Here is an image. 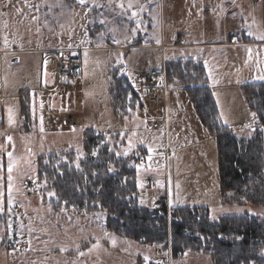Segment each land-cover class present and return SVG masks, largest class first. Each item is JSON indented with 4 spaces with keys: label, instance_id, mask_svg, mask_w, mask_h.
<instances>
[{
    "label": "rangeland",
    "instance_id": "1",
    "mask_svg": "<svg viewBox=\"0 0 264 264\" xmlns=\"http://www.w3.org/2000/svg\"><path fill=\"white\" fill-rule=\"evenodd\" d=\"M228 1H235V6L224 19ZM257 1L85 0L81 4L79 0H0V50L6 52L0 59V97H4L3 101L0 99V153L7 166L8 206L23 207L29 214L18 220L19 246L8 251L6 256L4 252L5 263L148 264L159 259L153 246H143L108 231L104 211L55 210L49 202L53 198L52 191H44L45 184L41 182L39 191L31 196L24 193V183L37 180L35 172L39 156L69 150L83 156L85 131L109 134L115 127L123 128L126 144L120 148V153L125 157L130 152L129 144L132 149L146 148L149 153L146 164L143 161L136 165L139 173L152 177L151 183L140 180L146 196L162 195L170 207L195 208L201 206L199 204H208L211 218L252 213L264 217V206L221 203L216 166L213 167L208 144L204 141L206 132L195 119L184 89L165 85L166 132L161 128L150 130V122L145 119L160 116L161 109L144 108L139 114L131 113V117L125 118L114 112L108 89L111 66L120 68V73L125 75L130 72L132 85L139 91L137 77L140 70L153 68L159 72L164 60L199 57L208 68V85L215 88L223 115L232 121L239 119L245 127L231 125L228 127L230 132L241 138L251 136L256 129L251 119L254 115L246 107L241 93L244 110L233 114L220 98L223 91L218 88L219 84H224L222 76L235 78L239 75L238 82L242 83L264 81V46L238 48L210 44L211 41L220 42L225 30L234 32L240 22L249 24L254 15L252 27L257 29V14L259 9L264 10L261 4L264 0ZM185 11L191 20L184 17ZM88 25L91 29L94 26L100 28L89 34ZM188 29H192L196 37H189L192 41L188 44L198 46L169 48L171 37L184 40L188 37L185 31ZM259 37L261 35L256 39ZM136 43H140V47H129ZM52 49H73L82 64L81 75L72 81L66 98L58 99L59 103L54 105V98L38 89L42 55ZM14 58L18 61L12 62ZM159 79L157 77V82ZM230 89L224 97L231 105L234 102L239 107L237 91ZM27 91L30 95L37 93L39 97L32 95L35 103L39 104V99L44 96L49 99V104L41 101L43 105L38 107L36 104L38 109L35 110L30 104L32 99L28 101L24 96ZM19 103H23L32 120H36L29 132L22 130ZM64 111L75 113L78 128L72 129L66 124ZM190 119L198 126L194 127ZM137 120L144 123L141 130H138ZM10 163L13 165L11 181L8 178ZM142 201L149 208L155 207V199ZM3 231L2 212L0 232ZM173 264H211V259L208 254L187 252Z\"/></svg>",
    "mask_w": 264,
    "mask_h": 264
},
{
    "label": "trees",
    "instance_id": "2",
    "mask_svg": "<svg viewBox=\"0 0 264 264\" xmlns=\"http://www.w3.org/2000/svg\"><path fill=\"white\" fill-rule=\"evenodd\" d=\"M99 28L89 26V34ZM164 74L165 85L184 89L200 124L215 140L221 203L264 206V82L240 85L245 104L256 121L252 135L241 138L222 124L205 67L200 62L192 59L164 61ZM108 89L115 113L128 118L135 106L143 107L131 80L120 73L118 67L111 68ZM24 96L28 101L32 99L29 91ZM22 104L19 103L21 127L29 132L34 122L30 111ZM118 136V133L85 131L83 156L73 150L39 156L36 178L45 184L44 191H52L53 198L49 202L53 209L104 211L108 231L136 242L146 240L148 246L161 245L166 241V231L158 227L159 219L151 218L147 207L130 198L140 190L138 172L130 159L121 155V147L114 143ZM140 152L143 154L144 149ZM209 214L206 207H170L174 259L188 252L208 254L211 264H264L262 215L211 218Z\"/></svg>",
    "mask_w": 264,
    "mask_h": 264
},
{
    "label": "built area",
    "instance_id": "3",
    "mask_svg": "<svg viewBox=\"0 0 264 264\" xmlns=\"http://www.w3.org/2000/svg\"><path fill=\"white\" fill-rule=\"evenodd\" d=\"M255 3H258L255 0ZM181 39V38H180ZM240 40L238 34H232L228 37V42L236 43ZM179 41V39H178ZM184 41V40H181ZM225 44V43H224ZM3 51H0V59L2 57ZM81 75V60L78 56L71 54V51L67 49H52L44 55L41 61V79L39 84V91L45 94H49L51 98H64L68 91L71 88L70 80L79 78ZM159 77L160 84L155 82V79ZM137 83L139 86V93L142 97L144 106L150 109H162L165 105L164 100V83H165V74L164 67L161 71L151 70L145 73H141L137 77ZM58 91H64L62 94ZM0 94L2 95V81L0 76ZM3 96L0 97L2 99ZM129 102L125 103V106L128 107ZM65 122L71 128H78L79 121L74 112L64 111L63 112ZM166 131V116L161 114L159 117L155 118L151 124V129H159ZM243 128V125L240 126ZM98 134H102L99 132ZM130 160L134 164L141 163L143 161V155L138 149H135L130 157ZM148 183L151 182V177H145ZM125 179L122 181V185H125ZM120 183V181H116ZM25 194L31 195L33 189H37L39 184L37 181L34 183L28 181L24 184ZM145 191H138L130 195V198L137 199L139 201L146 199L144 196ZM28 215L27 212L19 207L15 206L8 208L3 212L4 218V231L0 232V246L5 250L15 249L19 246V234L16 231L18 226V220L24 219V216ZM150 217L158 220V227L166 231V241L158 246H155L154 249L159 255L157 259L152 264H173L174 258L172 254L171 246V229H170V207L168 200L162 198L156 202L155 208L150 210ZM140 244L143 246H148L146 240H141Z\"/></svg>",
    "mask_w": 264,
    "mask_h": 264
},
{
    "label": "crops",
    "instance_id": "4",
    "mask_svg": "<svg viewBox=\"0 0 264 264\" xmlns=\"http://www.w3.org/2000/svg\"><path fill=\"white\" fill-rule=\"evenodd\" d=\"M183 1H186V0H183ZM228 3H229V6L227 7V9L225 11V16H223L224 19H226V17L230 15L231 11H233L234 6H235V1L232 2V3L230 1H228ZM261 4H262V6H264V3H261ZM261 4L259 3V4H254V5H258L259 6ZM205 11L207 12L208 9H205ZM257 15H259V19L256 21V24H255V26L257 25V29H253V27H252V20H253L254 16H256V15H254L253 17L250 18V23L249 24H243V22H240V26L238 28H236V30L234 32H227L225 30V33L223 32L224 38H222V40L220 42L211 41L213 43L210 44V45L221 46V47L222 46H226V47L227 46L228 47H238V48H244V47L249 46V45L264 46V39H262V37H264V10L263 9H259V14H257ZM184 17H186L188 20H191L190 16L188 15V12H186V11L184 12ZM181 20L183 21V19H181ZM242 25H244V26H242ZM185 31L188 34V37L186 39H184V41H181V40L177 41L178 39L175 40L174 36L171 37V42H169V44H168L169 48H171V49H174V48H188L189 45H191V46H198V45H195V44H188L189 41H192V40H190V38L191 39H196V37L194 36V34H195L194 31H192V29H188V30H185ZM203 31L206 32V30H203ZM198 32H200V30H198ZM232 34H238L239 37H240V40L237 41L236 43H230V42H228V37L231 36ZM259 35H261V37H259L258 39H256V37H258ZM139 45H140V43H136L133 46H129V47L137 48V47H140ZM202 45H208V44H202ZM153 46L157 47L158 44H153ZM69 50H71V49H69ZM72 52H74L73 49H72ZM42 58H43V55H42ZM190 59L195 60L197 62H200L205 67V70H206V73H207V77H208V82H209V76L210 75L208 74V68L206 67L203 59L202 58H199V57L198 58H190ZM176 60H178V59H176ZM41 61H42V59H41ZM163 64H164V62L162 63V66L160 68V71L164 67ZM119 65H121V64H118L117 66H119ZM122 65L124 66V64H122ZM111 68H113V66H111ZM111 68H110V71H111ZM123 69H125V68H122V70ZM151 70H156V69H153V68H150L148 70L147 69H142V70H140L138 72V75L141 74V73H145L147 71H151ZM81 71H82V64H81ZM126 75L129 77V79L131 80V82L133 84V80H132L133 75L131 77L130 72H127ZM40 79H41V77H40ZM222 79L224 80V81H222V82H224V84H219L220 85V88H218V91H219V89H222L224 95L221 93L219 95L220 98L223 99V101L229 106V109L232 110V113L233 114H235V112L242 113L243 110H244V108H243V105L241 103L240 95H239V92L241 93V91H240V85L241 84H244V83H249V82H243V83L242 82H238L239 81V75H236L235 78H232V77H229V76H222ZM109 80H110V77H109ZM72 81L73 80H70L71 86H72V83H73ZM155 81L157 82V79H155ZM261 82H264V81H261ZM255 83H257V82H255ZM159 84H160V82H159ZM38 88H39V86H38ZM210 88H211L212 95H213V98L215 100V103L217 105V108H218V111H219V118H220L222 124L224 126H227V127H230L231 125H236V126L238 125L237 127H240L241 125H243L241 122H239L240 121L239 119L237 121H235V120L232 121V120H230L231 118H225V116L223 115V112L221 110V106L218 103V101L216 100L217 98H216L215 88H213V87H210ZM229 88H231L230 89L231 92L234 91V88L236 89L237 95H238V99H239V102H240V106L239 107H238V104L237 103H234L233 102V99L230 98V102H231V100L233 102L232 105H231L226 100V98L224 97L226 95V91ZM135 90H136V88H135ZM136 92L138 93L139 91L136 90ZM33 94H34V96H38L37 93L34 92V93H31V98H32V95ZM230 96L232 97V94ZM241 96H242V94H241ZM49 98H51V97H49ZM242 98H243V96H242ZM3 99H4V97H3ZM3 99H1V101H3ZM43 99H44V96H41V99H39V101L41 100L44 104H49L48 103V100L49 99H47V98H45L44 100ZM46 99H47V101H46ZM58 99H60V98H58ZM58 99H55L54 98L52 100V104L53 105L54 104H58L59 101H60ZM164 100H165V105L161 109V114L164 115V112H165V116H166L165 91H164ZM41 101L38 104V103H35V100H33V98H32V103H30V104L36 110V109H38L39 106L43 105L41 103ZM188 102H189V100H188ZM36 104L38 105L37 108H36ZM190 105H191V103H190ZM191 107H192V105H191ZM144 108H147V107L146 106H143L141 108H136V106H135L131 111H133V113H135V114L136 113L139 114L140 112L144 111L143 110ZM193 112H194V110H193ZM157 117H159V116H157ZM157 117H155V116L154 117H145V119H147L150 122L149 123L150 130H153V129H151V124L154 121V119L157 118ZM194 117L197 120V122L200 124V122L197 119L195 113H194ZM251 119H252V123H254L253 125L255 126V124H256L255 118H251ZM116 120H118V119L116 118ZM137 121H138V125H139L138 126V130H141V128L144 125V123H143L142 120H137ZM190 121H191V124L194 127H197L198 126L197 125L198 123H196L193 119H190ZM33 122L36 123V120L35 121L33 120L32 123ZM166 122H167V116H166ZM113 129L115 131H112L111 133H118V135H119L118 136V140H115L114 143L122 148L123 143L125 142V141H122V139L124 138V140H125V138H126V135H124L122 133V131H121V130H123V128L115 127ZM155 130H157V129H155ZM204 130H205V128H204ZM164 132H166V131H164ZM204 132H206V133H204V135L206 136V138L204 139V141L208 144V155H210L211 160L213 161V167L215 168V166H216V171H217V149H216L215 140H214L213 137L209 136V134L207 133L206 130ZM129 146H130L129 147L130 152H129V154H128L127 157H129V155H131L133 149H139V150L141 149L140 147H135V148L132 149L131 144H129ZM142 149H144V152H143V155H144V160L143 161L144 162L143 161L142 162H143V164H146V161H147V158L149 156V153L147 154L146 148H142ZM215 158H216V164H215ZM141 163H139V164H141ZM211 166H212V162H211ZM135 168H136V165H135ZM6 169H7L6 162H5V160L2 159V154L0 153V217H1L2 212H4L5 210H7V208L9 207L8 206V203H7V194H6V181H5L6 180V176H7ZM136 170H137V168H136ZM137 172H138V170H137ZM213 174L215 175V169H214ZM145 176H150V175L141 174V173L138 172V178H137V180H138L139 189L140 190H144L146 192V190L144 189V185H142L140 183V180L143 181L144 180L143 177H145ZM217 179H218V171H217ZM218 189H219V183H218ZM219 195H220V193H219ZM146 197H147L146 200H154L155 199V201L153 202V205H155L156 202L158 201V198L162 197V195H158V196H156V195H154V196H148L147 195ZM143 202L144 201L140 202V204L143 205V206H145V207H147L148 209H152L153 208V207L152 208L151 207L149 208L148 206L144 205ZM199 205H201L200 207H206L209 210V207L210 206L208 204H206V205L205 204H199ZM173 207H188V206H182V205H180V206H173ZM8 251H10V250H5L2 246H0V264H8V263H5L4 259L2 258L3 255H4V252H5V256H6L7 255L6 253H8ZM154 261H156V260L149 261L148 264H151Z\"/></svg>",
    "mask_w": 264,
    "mask_h": 264
},
{
    "label": "snow or ice",
    "instance_id": "5",
    "mask_svg": "<svg viewBox=\"0 0 264 264\" xmlns=\"http://www.w3.org/2000/svg\"><path fill=\"white\" fill-rule=\"evenodd\" d=\"M79 2L81 3V4H84V2H85V0H79ZM121 7H123V5H121ZM129 7H131V5H129ZM262 39H264V37H262ZM10 119H11V117H10ZM9 140L11 139V137H9L8 138ZM126 154V153H125ZM9 156H11V153H9ZM12 170H13V165L10 163L9 164V167H8V172H9V181H11V179H12V176H11V172H12Z\"/></svg>",
    "mask_w": 264,
    "mask_h": 264
},
{
    "label": "water",
    "instance_id": "6",
    "mask_svg": "<svg viewBox=\"0 0 264 264\" xmlns=\"http://www.w3.org/2000/svg\"><path fill=\"white\" fill-rule=\"evenodd\" d=\"M17 61H18L17 58L12 59V62H17Z\"/></svg>",
    "mask_w": 264,
    "mask_h": 264
}]
</instances>
